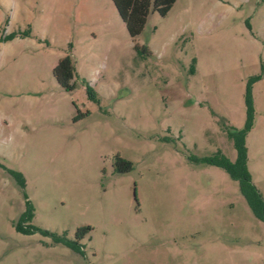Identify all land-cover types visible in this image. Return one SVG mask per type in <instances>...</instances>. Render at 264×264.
I'll list each match as a JSON object with an SVG mask.
<instances>
[{
  "label": "rangeland",
  "instance_id": "1",
  "mask_svg": "<svg viewBox=\"0 0 264 264\" xmlns=\"http://www.w3.org/2000/svg\"><path fill=\"white\" fill-rule=\"evenodd\" d=\"M66 53L70 89L51 72ZM251 74L245 165L264 203V0H172L135 35L112 0H0V264H264L237 182L189 160L234 159L222 124L243 125ZM27 203L25 225L88 227L80 252L16 231Z\"/></svg>",
  "mask_w": 264,
  "mask_h": 264
},
{
  "label": "trees",
  "instance_id": "2",
  "mask_svg": "<svg viewBox=\"0 0 264 264\" xmlns=\"http://www.w3.org/2000/svg\"><path fill=\"white\" fill-rule=\"evenodd\" d=\"M120 17L125 22L130 35L137 34L145 21L146 14L150 9L156 10L159 14H163L168 8L172 0H112ZM14 35V32L8 33L4 38H9ZM135 48L137 44H135ZM140 49L149 52L144 45L140 46ZM52 75L56 82L66 89L73 87V75L75 70L72 64L71 57L68 53L60 57L56 64L52 67ZM259 74H251L247 76V81L244 86V105H245V119L240 128L229 127L224 124L223 127L226 130V136L231 140L233 148L235 150V157L232 161L227 159L219 150H215L208 156L195 158L189 156V160L193 162H202L211 164L223 169L227 175L237 182L239 192L244 197L249 209L253 215L264 221V203L259 197L256 189L250 182V176L247 171L246 160V147L244 144V138L246 133L253 126V110L251 105L250 86L251 83L259 78ZM115 170L117 172H124L131 168V162L123 159L119 156L114 157ZM7 173L12 177L16 184L23 188V178L19 172L14 170H7ZM25 197V195L23 194ZM32 217V208L27 203L25 209L21 213L19 219H17L13 227L16 231L24 234L31 233L33 231H39L41 234L50 236L54 242L61 243L73 251L80 252L79 239L88 230V227H79L74 232L73 239H67L64 235H58L45 229L34 227L30 224L25 225V221H29Z\"/></svg>",
  "mask_w": 264,
  "mask_h": 264
}]
</instances>
